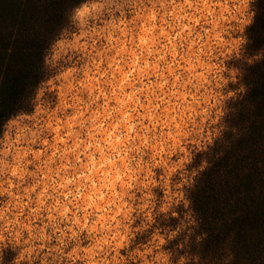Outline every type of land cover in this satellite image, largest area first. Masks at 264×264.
I'll return each mask as SVG.
<instances>
[{"label": "clouds", "instance_id": "9594fccd", "mask_svg": "<svg viewBox=\"0 0 264 264\" xmlns=\"http://www.w3.org/2000/svg\"><path fill=\"white\" fill-rule=\"evenodd\" d=\"M9 2L0 264H264V0Z\"/></svg>", "mask_w": 264, "mask_h": 264}, {"label": "trees", "instance_id": "16d2710c", "mask_svg": "<svg viewBox=\"0 0 264 264\" xmlns=\"http://www.w3.org/2000/svg\"><path fill=\"white\" fill-rule=\"evenodd\" d=\"M13 5L9 2V0H4V2H0V16L9 15L13 11ZM51 22H55L58 17L53 12V14L49 17ZM261 26H264V21L261 22ZM8 47V41L5 37L0 35V49H6ZM25 47H33L34 49L38 48L39 46L32 42V43H17V52L16 55L13 57V61L16 63H27V59L23 52ZM0 62H2V56H0ZM24 79L23 74H18L12 64H9L6 73V81L7 86L6 88L0 92V96H2L6 100H12L18 94L20 87L22 85V81ZM251 98L255 100L257 97L264 96V88L262 89H255L250 94ZM260 109H264V101L261 102L259 105ZM238 222L243 225L247 223V218L241 217L238 218Z\"/></svg>", "mask_w": 264, "mask_h": 264}]
</instances>
